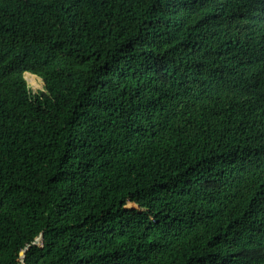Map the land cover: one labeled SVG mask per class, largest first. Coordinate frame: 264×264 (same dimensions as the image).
<instances>
[{
    "label": "trees",
    "instance_id": "16d2710c",
    "mask_svg": "<svg viewBox=\"0 0 264 264\" xmlns=\"http://www.w3.org/2000/svg\"><path fill=\"white\" fill-rule=\"evenodd\" d=\"M0 264H264V0H0Z\"/></svg>",
    "mask_w": 264,
    "mask_h": 264
},
{
    "label": "rangeland",
    "instance_id": "374dc122",
    "mask_svg": "<svg viewBox=\"0 0 264 264\" xmlns=\"http://www.w3.org/2000/svg\"><path fill=\"white\" fill-rule=\"evenodd\" d=\"M32 74V73H31ZM32 76V77H31ZM29 76V80L31 83L28 82V86L33 90V91H41L44 90V83L40 77H36L34 75ZM131 206V204L129 205Z\"/></svg>",
    "mask_w": 264,
    "mask_h": 264
},
{
    "label": "bare ground",
    "instance_id": "6f19581e",
    "mask_svg": "<svg viewBox=\"0 0 264 264\" xmlns=\"http://www.w3.org/2000/svg\"><path fill=\"white\" fill-rule=\"evenodd\" d=\"M31 75H33V74H31V73H29V72H25V74H24V76H25V79L27 80V81H29V83H31L30 82V80H29V76H31ZM32 77V76H31ZM29 85V84H28Z\"/></svg>",
    "mask_w": 264,
    "mask_h": 264
},
{
    "label": "clouds",
    "instance_id": "9594fccd",
    "mask_svg": "<svg viewBox=\"0 0 264 264\" xmlns=\"http://www.w3.org/2000/svg\"><path fill=\"white\" fill-rule=\"evenodd\" d=\"M26 72H29V71H26ZM29 73H31V72H29ZM25 74V73H24ZM34 76H36V77H40L41 79H42V77L41 76H39V75H37V74H35V73H32ZM25 78V77H24ZM27 81V80H26ZM42 81H43V79H42ZM27 84H28V82H27Z\"/></svg>",
    "mask_w": 264,
    "mask_h": 264
}]
</instances>
